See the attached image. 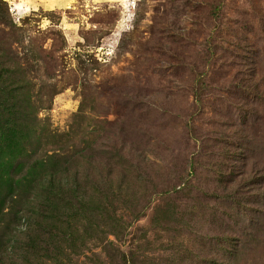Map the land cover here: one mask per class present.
Returning <instances> with one entry per match:
<instances>
[{
	"label": "rangeland",
	"instance_id": "374dc122",
	"mask_svg": "<svg viewBox=\"0 0 264 264\" xmlns=\"http://www.w3.org/2000/svg\"><path fill=\"white\" fill-rule=\"evenodd\" d=\"M0 251L264 264V0H0Z\"/></svg>",
	"mask_w": 264,
	"mask_h": 264
},
{
	"label": "trees",
	"instance_id": "16d2710c",
	"mask_svg": "<svg viewBox=\"0 0 264 264\" xmlns=\"http://www.w3.org/2000/svg\"><path fill=\"white\" fill-rule=\"evenodd\" d=\"M28 235V234H27ZM31 236H25V238L22 241V243H25V246L27 247V245H31L33 246V239H30ZM0 264H10L8 262H6L5 256H3V253H1L0 251Z\"/></svg>",
	"mask_w": 264,
	"mask_h": 264
}]
</instances>
